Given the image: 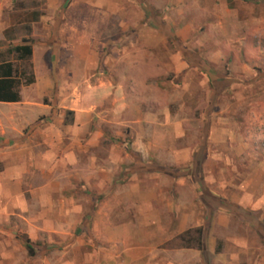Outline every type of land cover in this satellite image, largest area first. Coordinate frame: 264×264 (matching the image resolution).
<instances>
[{"label":"crops","instance_id":"1","mask_svg":"<svg viewBox=\"0 0 264 264\" xmlns=\"http://www.w3.org/2000/svg\"><path fill=\"white\" fill-rule=\"evenodd\" d=\"M120 16L119 0H0V45L29 39L34 73L0 102V264H215L217 212L264 204L248 184L218 195L203 144L152 140L114 57Z\"/></svg>","mask_w":264,"mask_h":264},{"label":"rangeland","instance_id":"2","mask_svg":"<svg viewBox=\"0 0 264 264\" xmlns=\"http://www.w3.org/2000/svg\"><path fill=\"white\" fill-rule=\"evenodd\" d=\"M119 1L121 37L113 39L120 50L114 57L125 68L121 73L135 80L130 89L137 112L151 113L143 124L152 140L176 148L203 144L209 155L200 171L210 181L215 177L218 195L235 199L248 184V199H261L264 0ZM118 28L114 23L113 34ZM148 28L159 34L144 47L142 38L131 35ZM6 49L0 45L7 60ZM137 119L132 116L128 126L134 136ZM229 209L216 214L215 264H255L257 253L264 262V230L247 226L264 222V204L243 213L234 203ZM193 235L186 236L195 244Z\"/></svg>","mask_w":264,"mask_h":264},{"label":"trees","instance_id":"3","mask_svg":"<svg viewBox=\"0 0 264 264\" xmlns=\"http://www.w3.org/2000/svg\"><path fill=\"white\" fill-rule=\"evenodd\" d=\"M6 52L11 60L3 59L0 55V102H15L20 99V86L34 82L31 41L23 38L21 43L8 46ZM26 246L31 253L30 246Z\"/></svg>","mask_w":264,"mask_h":264}]
</instances>
